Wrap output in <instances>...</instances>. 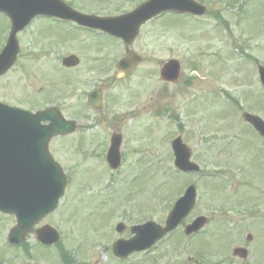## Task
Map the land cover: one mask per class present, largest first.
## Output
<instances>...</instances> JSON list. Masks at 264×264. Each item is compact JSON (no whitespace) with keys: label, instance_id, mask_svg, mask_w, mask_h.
Returning <instances> with one entry per match:
<instances>
[{"label":"rangeland","instance_id":"374dc122","mask_svg":"<svg viewBox=\"0 0 264 264\" xmlns=\"http://www.w3.org/2000/svg\"><path fill=\"white\" fill-rule=\"evenodd\" d=\"M98 1L73 0V5L78 10L90 14L94 12L101 13L104 6H97ZM143 1L145 0H139L140 3ZM196 1L201 4L205 3L209 7L210 16L191 24L192 20L189 18L167 15L166 20L161 18L155 24H151L147 27L149 29L147 33H141L144 38H139L136 42V48L140 49L143 47L140 50L144 58L142 67L126 83H123V86L115 85L114 89L110 91L112 96L118 97L115 107H112L115 113L125 115L130 109L133 110V106H139V112L145 113H141L137 118L138 124H140L139 133L144 139L142 138L140 142L136 141L133 143L131 141L136 140L132 138L133 135L131 134L129 138L125 134L124 148L128 151V154L135 153L136 158L143 156L142 154L139 155V153H145L148 159L147 166L138 174L132 173L136 172L137 169V161L135 159L127 169L130 173H126L121 179H118L117 175H111L108 170L106 161L103 160L102 148L98 149L96 158L93 152L95 145L90 144L87 154H84L85 150H78L80 147L75 149L76 142L73 140L76 139H69L64 143L66 145L64 151H56L57 158L63 163L70 177L68 189H72L71 193L68 191L62 204L66 207L72 206L75 201L74 207L78 210L74 250L75 248L79 249L87 256H91L95 250V257H97L98 261L94 259V264H119L112 253H110L115 233L114 231L108 232V222L103 211L98 208V200H95V196H99L96 188L103 186L105 181H108L106 184H114L113 187L118 186L114 191L124 197L122 199L114 197L111 200L113 204H132L125 200L127 195L132 194L133 189H144L146 187L153 193L152 196L148 195V201L156 206L157 203L162 205L165 201H168L164 199L167 196V192L175 191V194L180 197L184 194L187 187L195 184L200 189L199 200L200 205H202L210 198H214V200L212 199L213 202H218L222 196L221 193L225 189L228 192H232L238 186L237 183H243L253 173V170L251 172L248 170L241 172L239 170L240 160L244 159L242 157L253 159L255 165L256 158L250 156L251 147L248 146L254 147L258 146V144L256 141L251 140L253 143L251 142L248 145L246 143L250 139L245 134L244 136L241 134L236 136L235 133L241 131L238 128L241 125V129L251 134L253 132L251 129L252 132H250L245 127L246 125H243L242 114L245 111L264 119V89L260 84L257 70L258 65H264V0ZM220 11L223 12L224 19L227 22L226 26L219 25L215 20L216 18H213V14ZM170 25H172L171 28L168 27ZM8 29V19L0 15V33H8ZM46 29L47 33H52V31L55 33L62 32V29L54 24H50ZM27 31L24 33H30V31ZM151 31L154 33H149ZM67 33H70V31H67ZM83 38L86 37L83 35ZM4 42L5 39L0 37V47ZM100 42L105 43L107 47L103 45L97 46L92 39L91 42L82 41L80 44L77 42L76 46L73 47L84 49L89 54L93 50L90 45H95V58L98 57L100 52L98 49L100 47L104 49L102 50L104 57L108 56L109 59H113L115 53L121 52V49L115 47L116 43L112 40ZM67 49L68 51L72 50L71 48ZM67 49L59 50V52H67ZM168 58H177L183 64V81H186L189 77L193 79L189 88L192 95L196 96L198 92L204 91L211 86L212 91L224 94L220 98L222 101L218 99L219 96L218 98L214 97L217 99L214 104L215 107L212 105L213 107L207 112L198 105L195 108L191 107L190 103L181 98L182 91L169 93L170 100L167 106H169L171 111L170 117L179 120V122H176L171 119L169 124L164 119L165 117L161 120L157 119L156 105L151 106L145 112V106L143 105L148 100L145 102L141 100L142 104L137 103L130 106L127 102L128 98L125 97L129 85L131 87V97L135 93L134 99L137 98L138 94L144 98V92L147 91L151 95L148 97V99H152L150 102L153 104L158 103V97H156L158 83H160L158 72L162 65L161 61H166ZM202 76L207 80H203ZM65 77L70 78V75L65 76L57 70L55 75L52 76V83L61 81ZM101 78L96 76L95 80L101 82ZM3 82L5 81L2 80L0 83ZM142 82L143 88L139 85ZM22 83V79L11 80L10 88L20 86ZM50 89L53 93L58 89V86H51ZM171 90L172 88H170ZM164 100L166 99L162 101ZM228 100L238 101V104L231 106ZM197 103L198 101H195V104ZM75 115L81 116L80 112H76ZM152 119L155 124H153L154 121ZM145 123L146 125L144 126ZM138 124L134 123L131 118L126 126L134 130L133 128L137 127ZM117 129L122 132L126 130L123 125ZM166 132L167 134L165 135ZM176 132L181 134L195 151L196 162L203 169L202 173L212 174L211 177H202V174L196 176L176 173L174 157L172 158L170 153L171 140L169 137V135L173 136ZM89 133L91 132L87 134ZM97 134L100 135L101 131H98L95 135L92 133L87 140L90 142L97 141V144L101 145L104 140L99 138ZM171 138L173 139V137ZM236 139L239 140V147L235 145ZM56 147L60 148L62 144H57ZM64 152L66 153L63 154ZM242 152L244 153L243 155ZM61 154L63 156L60 157L59 155ZM257 156L258 160L255 167L256 182H258L259 176L264 179V154L259 152ZM134 158L130 156L127 161ZM254 165L250 169H253ZM259 166L261 167L259 168ZM222 171H224V175L219 173ZM164 180L167 186L164 190H161ZM113 187L105 186L97 189H113ZM155 189H160V191L154 193ZM107 194L108 191L105 190L101 194V199H107ZM139 197L141 200H145L143 194H139ZM145 201L147 202V198ZM174 201L175 199L168 202L173 203ZM263 207L260 204L261 210ZM122 212L124 213L123 210ZM63 213L60 209L59 213L52 217V220L57 223L61 222ZM155 217V220L160 221L159 219L163 216L158 213ZM203 240L200 238L195 241L192 237H185L182 230L177 232L175 236L164 240L155 249V252L142 258H134L126 262V264H151L156 261L154 258L157 257L159 262H156V264H191L192 261L199 260L192 253L194 245L197 246V248L194 247L197 253H203L202 249H204V253L208 257L210 256L208 249L215 252L214 250L220 248L224 243V241L218 239L211 240L212 245L207 249ZM102 248L107 251V256L103 254L104 250ZM259 249L262 252L264 246H260ZM201 258L202 260L207 259L205 257ZM215 262L213 259L211 264Z\"/></svg>","mask_w":264,"mask_h":264},{"label":"water","instance_id":"95a60500","mask_svg":"<svg viewBox=\"0 0 264 264\" xmlns=\"http://www.w3.org/2000/svg\"><path fill=\"white\" fill-rule=\"evenodd\" d=\"M164 10L204 12L202 8L187 0H153L136 12V14L142 12L144 15L111 20L84 16L59 0H0V11L11 18L13 35L23 30L35 16L45 15L73 20L81 25L94 26L126 38L127 33L121 30H124L125 26L132 27L136 32L141 23ZM10 42L15 41L12 39ZM173 65L168 66L166 71L172 69V72L177 74L179 67L176 64ZM260 74L264 84V68H260ZM244 117L264 135V122L261 119L250 114H245ZM44 120H53L54 124L45 132L30 131L41 130L31 125L40 124ZM56 120L60 121V118L52 111L31 115L0 104V209L22 215L25 220L20 222V227L28 226L27 230L45 215L54 211L65 192L66 178L60 167L50 157L47 146L53 137L70 132L73 126L55 125ZM174 145L178 156L177 167L181 171L197 170V167L189 162V153L181 142L176 141ZM116 153H118L117 149L113 148L112 155L109 156L114 167L119 164ZM40 154H43V161L29 160L30 157L34 158ZM39 165L44 166L37 169ZM194 199L195 188L192 187L187 191L186 197L175 206L166 228L154 223L137 227L134 229L136 237L124 245L130 248L121 249L120 243L116 245L115 253L124 257L133 251L150 248L181 223L192 209ZM189 232L191 229H188L187 233Z\"/></svg>","mask_w":264,"mask_h":264},{"label":"flooded vegetation","instance_id":"af4514ba","mask_svg":"<svg viewBox=\"0 0 264 264\" xmlns=\"http://www.w3.org/2000/svg\"><path fill=\"white\" fill-rule=\"evenodd\" d=\"M39 21H47L45 18H38ZM55 23L63 24L61 21L55 20ZM100 35H102L99 32H96ZM69 34L73 35L74 33H19L18 39L21 46V54L17 60V62L7 69L5 74L0 76V82L4 80L5 83L4 86H8L11 82V80L14 79H22L24 80L23 84L20 86H17L19 88L18 92H15L12 90V88H4L1 90V94H4L3 99L5 101H10L12 104H9L5 101V103L21 107L27 110H30L34 113L40 112L43 110H46L51 107L58 108L63 114L69 113V111H77L78 108L77 105L74 103V100L78 97V90L77 87H88L87 81L79 80V82H76L74 80L68 81V78L65 77L61 81H58L56 83H52V76L55 75L56 71H60L65 76L68 75V73H79L81 69H83L84 60L81 59V62L78 66L74 68H67L63 65L64 59L68 56V54L63 52H59V50H63L61 48V45H67L69 41ZM88 35L95 36V33H85ZM9 33H0V37H3L5 41L7 40ZM25 38H28L30 45H31V51H30V61L26 63V61L22 60L23 55V40ZM108 39L116 40L112 37H108ZM118 44H121L120 41L116 40ZM5 44L0 47V50L2 51ZM0 51V53H1ZM54 60V62H52ZM95 71V59H93L92 64H88L84 70L81 72H85L89 74L90 72ZM103 75H106L107 71L102 72ZM51 86H58V89L52 93ZM163 87H171L175 86V84H166L162 83ZM110 87L109 81H105L100 83L96 88L93 90L98 89H108ZM165 95L164 92H160L159 96ZM105 97V92H104ZM164 98L167 99L165 104H168V96L165 95ZM89 112L88 114H91V118H85L86 119L84 123L80 124V129L86 126H93L96 125H107L105 123L106 116L104 115L105 109L102 110H95L94 108H88ZM98 113H101L100 116V122H98V119L95 117V115H98ZM75 115V114H74ZM75 120L79 121L81 118H76L74 116ZM45 125H49V122H44ZM79 130V129H78ZM77 132L74 134L76 135ZM72 135V136H74ZM68 136V137H72ZM65 137V138H68ZM65 138H56L61 139V141ZM54 139V140H56ZM53 140V141H54ZM52 144V142H51ZM50 144V146H51ZM245 199H248L246 197L241 198V202L238 203L240 206L238 209V212L228 217L218 228L212 231H205L203 234L207 236H221L224 232L230 231L228 220H233V225L237 226L236 235L234 236L235 239L239 241L238 247H242L247 250L246 257L241 259L239 257H233V251H232V259L239 263H245L248 264L252 259L253 254V244L255 242L256 237L259 235V228L257 229L256 224H258V215L256 216V210L251 207V212L247 213V215H244L243 208V202ZM249 201V200H247ZM250 202V201H249ZM230 202L226 201L223 202V205H227ZM249 215V216H248ZM249 218V219H247ZM50 224L49 219H45L42 224L39 226L40 228L44 225ZM38 228H35L32 232V235L30 236L31 242H33L32 245H29L30 247V254L28 255L25 250V256L30 257L32 255V252L39 248L38 242H37V234L36 230ZM1 230L3 232L7 231V226L1 224ZM41 246V245H40ZM24 248V247H23ZM255 260V257H253L252 262Z\"/></svg>","mask_w":264,"mask_h":264}]
</instances>
